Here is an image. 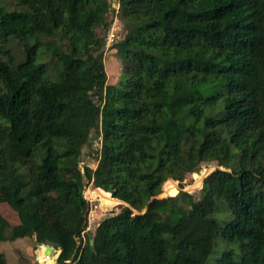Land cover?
<instances>
[{
    "label": "trees",
    "instance_id": "obj_1",
    "mask_svg": "<svg viewBox=\"0 0 264 264\" xmlns=\"http://www.w3.org/2000/svg\"><path fill=\"white\" fill-rule=\"evenodd\" d=\"M0 52V205L19 219L0 212V243L53 244L58 264H208L219 245L211 264H264V0H0ZM90 183L128 205L83 234Z\"/></svg>",
    "mask_w": 264,
    "mask_h": 264
},
{
    "label": "rangeland",
    "instance_id": "obj_2",
    "mask_svg": "<svg viewBox=\"0 0 264 264\" xmlns=\"http://www.w3.org/2000/svg\"><path fill=\"white\" fill-rule=\"evenodd\" d=\"M111 8H114L112 0H111ZM111 16L112 14L110 13V17ZM112 30L114 32L117 30L118 34H123V30H124L123 24L121 23L119 19L117 18L115 19V24L113 25ZM107 31L106 33H101V35L103 37H107ZM109 44L110 43L107 42L105 38V44H104L105 46V57H104L105 69L108 75V82L111 84L113 83L117 84L119 83V81L121 80V77L123 76L124 69H123L121 59L119 58L116 49H113L111 47L109 48L108 46ZM11 45L14 48L18 49V45L15 42V40L11 42ZM0 57H4V55L1 54V52H0ZM96 148H98V145L97 143H95V137H93V139L90 140L89 144H87L83 148V155L81 158L82 160L80 161L81 169H83V167L86 164L90 165L93 168L96 167L97 155H98V151ZM216 167L217 165L215 163L203 165L197 173L193 175H189L188 178L184 181L185 183L184 189L188 190V192L190 193H198V191L202 187V185L200 186L202 176H203L202 170L208 169L209 171L206 174L208 175ZM170 180H173V179H169L168 182ZM176 182L178 183V192H179L180 182L179 181H176ZM102 190L101 188H97V187L94 188L91 183L87 185L85 189V194L88 197L89 201H91L93 207H97V209H95L92 212V214L94 213V216L92 217L90 225H88L87 229L85 230V232L87 231L91 234H94L95 229L98 226L99 222L102 221L106 216L112 213H117L121 210L120 208L121 203L111 206L109 202L99 197V194L102 193ZM160 196L164 197V196H170V195L165 194L164 189H163V192ZM0 212L9 222L13 224L19 222L17 214L11 209V207L7 203H2L0 205ZM221 248H223L221 247V245L215 248V251L209 256L207 260L208 264H211L214 261V259L220 254ZM45 249L46 247L39 246L38 243L35 242V239H32V240L31 239H26V240L19 239L15 241H5V242L0 243V250L4 252L5 255L7 256L9 264H44L39 259L38 250H40L41 252H45ZM58 255H59V251L57 253V256L55 257V264H58V257H59ZM49 256L52 257V255H49Z\"/></svg>",
    "mask_w": 264,
    "mask_h": 264
},
{
    "label": "built area",
    "instance_id": "obj_3",
    "mask_svg": "<svg viewBox=\"0 0 264 264\" xmlns=\"http://www.w3.org/2000/svg\"><path fill=\"white\" fill-rule=\"evenodd\" d=\"M115 24V20L113 22V24L108 28V31H107V37H106V40L107 42H109L110 44L108 45L109 47L116 41L120 40L121 37H122V34H118V31L116 30L115 32L112 30V27L113 25ZM101 139L102 137L99 136V135H96V138H95V143H97L98 145V148L97 151L99 150L100 148V142H101ZM84 196L86 198V200L89 202V212L90 214L88 213V225H90L91 223V220H92V217L94 216V213L92 214V212L97 209V207H93L91 201H89L88 197L86 196L85 192H84ZM96 218V217H94ZM100 223V222H99ZM85 232V231H84ZM83 232V233H84Z\"/></svg>",
    "mask_w": 264,
    "mask_h": 264
},
{
    "label": "water",
    "instance_id": "obj_4",
    "mask_svg": "<svg viewBox=\"0 0 264 264\" xmlns=\"http://www.w3.org/2000/svg\"><path fill=\"white\" fill-rule=\"evenodd\" d=\"M113 1V5H114V7L115 6H117V2H118V0H112ZM218 167H216L214 170H216ZM212 172V171H211ZM210 172V173H211ZM209 173V174H210ZM208 174V175H209ZM208 175H206L205 176V178L208 176ZM203 183H204V180H203V182H202V187H203ZM164 186V185H163ZM180 187V186H179ZM201 187V188H202ZM97 188H100V187H97ZM164 189V188H163ZM181 190V188H179V191ZM182 190H184V191H187L188 192V190H186V189H184V188H182ZM110 193V192H109ZM179 193V192H178ZM111 195H112V193H110ZM112 197H113V195H112ZM164 197H168V196H164ZM113 198H115V197H113ZM116 199H118V198H116ZM119 201H120V203L121 204H126V205H128L125 201H123V200H120V199H118ZM94 243V241H93V239L91 240V244H93ZM38 245L39 246H45L46 247V249H45V254L46 255H54L55 254V251H59V254H60V252H61V250L59 249V248H56L53 244H43L42 242H39L38 243ZM59 256V255H58Z\"/></svg>",
    "mask_w": 264,
    "mask_h": 264
},
{
    "label": "bare ground",
    "instance_id": "obj_5",
    "mask_svg": "<svg viewBox=\"0 0 264 264\" xmlns=\"http://www.w3.org/2000/svg\"><path fill=\"white\" fill-rule=\"evenodd\" d=\"M163 188H165V184H164V187ZM105 191V190H104ZM107 193H109V192H107Z\"/></svg>",
    "mask_w": 264,
    "mask_h": 264
},
{
    "label": "clouds",
    "instance_id": "obj_6",
    "mask_svg": "<svg viewBox=\"0 0 264 264\" xmlns=\"http://www.w3.org/2000/svg\"><path fill=\"white\" fill-rule=\"evenodd\" d=\"M110 47H111V46H110ZM110 47H109V48H110Z\"/></svg>",
    "mask_w": 264,
    "mask_h": 264
}]
</instances>
